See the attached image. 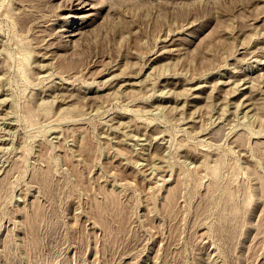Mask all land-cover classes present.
<instances>
[{"label": "rangeland", "instance_id": "rangeland-1", "mask_svg": "<svg viewBox=\"0 0 264 264\" xmlns=\"http://www.w3.org/2000/svg\"><path fill=\"white\" fill-rule=\"evenodd\" d=\"M46 262L264 264V0H0V264Z\"/></svg>", "mask_w": 264, "mask_h": 264}, {"label": "bare ground", "instance_id": "bare-ground-1", "mask_svg": "<svg viewBox=\"0 0 264 264\" xmlns=\"http://www.w3.org/2000/svg\"><path fill=\"white\" fill-rule=\"evenodd\" d=\"M69 35H70V34H69ZM230 227H231V226H230ZM232 236H233V235H232ZM39 260H40V258H39ZM39 260H38V261H39ZM35 261H36V260H35ZM35 261H34V262H35ZM38 261H37V262H38ZM76 261H77V260H76ZM34 262H32V263H34ZM37 262H35V263H37ZM38 263H39V262H38ZM77 263H79V261H78ZM30 264H31V263H30ZM41 264H42V263H41ZM46 264H47V262H46Z\"/></svg>", "mask_w": 264, "mask_h": 264}]
</instances>
